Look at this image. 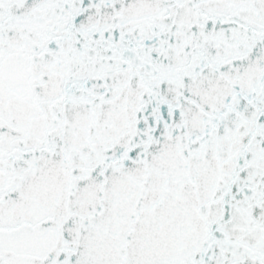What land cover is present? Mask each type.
Listing matches in <instances>:
<instances>
[{
    "label": "snow or ice",
    "instance_id": "obj_1",
    "mask_svg": "<svg viewBox=\"0 0 264 264\" xmlns=\"http://www.w3.org/2000/svg\"><path fill=\"white\" fill-rule=\"evenodd\" d=\"M0 264H264V0H0Z\"/></svg>",
    "mask_w": 264,
    "mask_h": 264
}]
</instances>
